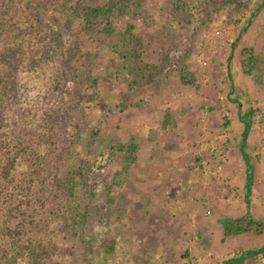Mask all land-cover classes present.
I'll return each mask as SVG.
<instances>
[{
  "label": "rangeland",
  "instance_id": "374dc122",
  "mask_svg": "<svg viewBox=\"0 0 264 264\" xmlns=\"http://www.w3.org/2000/svg\"><path fill=\"white\" fill-rule=\"evenodd\" d=\"M246 1L249 8L233 15L213 0H148L134 19L141 54H128L122 36L102 34L84 65V52L54 42L38 67L18 68V93L0 86V129L13 153L53 117L60 122L56 145L40 149L53 162L45 171L50 177L34 186L20 219L25 235L48 247L45 264H220L264 246V228L225 237L222 223L248 213L246 198L251 217L264 220V1ZM83 2L97 7L108 0ZM116 14L123 25L129 21ZM248 49L257 62L251 74L245 72ZM164 133L178 138L168 150L193 174L169 175L160 145L148 151ZM26 158L19 160L18 177L29 169ZM154 165L159 171L151 174ZM167 183L205 190L199 214L213 224L179 223L198 217H183L182 210L167 218L173 216L168 203L158 202ZM226 188L234 194L226 203L229 216L210 202L211 193ZM173 196L182 200L175 189ZM165 248L168 257L159 254ZM248 264H264V252Z\"/></svg>",
  "mask_w": 264,
  "mask_h": 264
},
{
  "label": "trees",
  "instance_id": "16d2710c",
  "mask_svg": "<svg viewBox=\"0 0 264 264\" xmlns=\"http://www.w3.org/2000/svg\"><path fill=\"white\" fill-rule=\"evenodd\" d=\"M147 1L108 0L106 4L95 7L87 5L83 0H0V86L6 92L18 93V68L38 67L54 42L67 49L72 46L77 52H84V65L92 58L93 50L102 44V34L122 36V40L127 42L128 54L132 57L141 54V40L134 34V19L141 16ZM213 3L218 5L219 10L226 9L233 15L249 8L246 0H213ZM262 6L263 2L258 3L252 18H256ZM116 10L129 15V21L125 25L119 22ZM57 13H60L59 18H56ZM5 38L9 41H3ZM3 42L6 43L5 46H2ZM70 51L75 52L72 49ZM246 51L249 69L245 72L251 74L257 63L256 57L252 55L251 49ZM122 56L125 57L123 54ZM86 80L97 83L90 74ZM91 88L92 85L86 94L93 101L94 96L89 94ZM16 101L20 102L18 99ZM56 118L57 116L53 117L52 121L37 130V134L17 153L11 150L6 131L0 129V264H19V260L23 264H45L51 258L44 242L25 235L24 230L28 226L20 219L25 217L21 213L24 203L30 204L29 196L33 193L34 186L39 182H46L50 177L45 171L53 162L48 158L49 151L45 152V156L40 153V149L50 150V147L56 145V124L60 123ZM246 123L244 139L249 130V122ZM229 124L230 121H227L225 126ZM23 155L27 157L29 169L24 177H18L16 171ZM69 180L73 181L71 177ZM19 189L26 190V197L19 195ZM247 202L250 206V201ZM222 223L225 237L250 232L261 233L264 228L262 217L255 219L251 217L250 211L242 217L223 219ZM262 252L264 246L248 249L228 258L223 264H248L252 259L257 260Z\"/></svg>",
  "mask_w": 264,
  "mask_h": 264
},
{
  "label": "crops",
  "instance_id": "0c3cea01",
  "mask_svg": "<svg viewBox=\"0 0 264 264\" xmlns=\"http://www.w3.org/2000/svg\"><path fill=\"white\" fill-rule=\"evenodd\" d=\"M262 10V9H261ZM260 14V13H259ZM231 120H232V124H233V126H237V123H234V120H233V118H231ZM164 123V125H165V127H172V126H174V125H170L169 124V122H166V121H161V123ZM164 135V136H163ZM162 138H161V140H160V142L158 141V140H153L152 139V141H151V143H150V145H151V147H150V149H148V151H150V150H155L154 148L156 147V145H160V147L162 148V149H158V150H160L159 151V153H160V157H161V160H163V162H162V164H161V166H163V168L164 169H166V172H168V174L169 175H174V176H176L177 177V175H179V174H193L192 173V171H191V169H189L188 167H185V166H183V165H179L178 164V160H176V156H178V153L176 154L175 152H174V150L173 151H171L170 152V150H168V148L170 147V145L174 148V143H177V140H178V138L177 137H175V136H173V135H170V133L169 134H162ZM165 148V149H164ZM174 155H176V156H174ZM160 157H158L159 159H160ZM158 158H156V159H158ZM152 166V165H151ZM152 169V171L150 172L151 174H156V173H158V171H159V167L158 168H156L155 167V165H154V167L153 168H150V170ZM197 169H199V168H196V170ZM207 173V172H206ZM169 185V183H167V184H165V186H163V188L165 189V190H167V195L164 193V198H159L158 199V202H160L161 200H164V204H166V203H168V212H170V215H173V214H176V215H179L180 213H181V210L183 211V217L185 216V215H189V216H197L198 215V217H197V219H179L180 221H179V223H186V224H197V223H199L200 221H203V222H206V223H209L210 225H212L213 223H210L209 221H210V219H206V218H204L202 215H200L199 213H200V209H202V204H201V202H203L202 200H201V193L203 192V191H205V190H198L200 187L199 186H197L198 187V189H193L191 192L188 190V189H186V191L184 190V188L182 187V186H179L178 184L176 185V186H174V187H172V186H169V187H167ZM173 189H175V193H178V195H179V198L181 199L182 198V200H179V201H177V199H175V197L173 196ZM227 191H229L228 190V188H226V190L224 189L223 190V192L222 193H220L221 195H215V194H213V193H211L210 194V196H211V198H210V202H211V205L212 206H215L216 208H220V212L221 211H224V212H226V213H224V215L225 216H229L228 214L229 213H232V208L230 209V207L228 208L226 205V203H228L230 200H232L233 199V196H234V194L232 195L231 193H230V195H228V193H227ZM201 192V193H200ZM183 193L184 194H187V193H189V196L187 197H185L184 199H183ZM227 193V194H226ZM166 196V197H165ZM223 196V197H222ZM167 198V199H166ZM246 198V197H245ZM153 199V201H155V198H152ZM235 200V199H234ZM249 199H247L246 200V205H245V209L243 210V212L244 213H246V212H248L249 213V211H250V208H247V205H248V201ZM237 201V200H236ZM174 202H176L175 204L176 205H180V208H179V211L177 212V208L176 207H174L173 206V204H174ZM184 202V203H183ZM162 203V202H161ZM161 203L159 204V206L161 207V206H163V205H161ZM182 203H183V206H182ZM251 203V202H250ZM252 204V203H251ZM251 204H250V206H251ZM175 205V206H176ZM241 206V205H240ZM244 206V205H243ZM249 206V205H248ZM247 209H248V211H247ZM193 210H195V211H193ZM186 212V213H185ZM206 214V212L204 213V215ZM236 214V213H235ZM230 216H232V214H230ZM168 217H171V218H174V215L173 216H167V218ZM182 217V218H183ZM173 219H171L169 222H168V225L170 226V227H173L174 225H173V221H172ZM199 230V229H198ZM208 233H211V231H210V229H209V231H207ZM197 233H199V231H197ZM145 236H147L146 234H145ZM155 247H158V246H155ZM165 251V252H164ZM164 253H159V254H162V255H166L167 257H168V255H169V250H167L166 248L164 249ZM196 251H197V253H201V250H199V249H197L196 248ZM152 252V251H151ZM158 252V250L156 251V253ZM152 253H155L154 251L152 252ZM228 258H226L225 260H227ZM224 260V261H225ZM223 261V262H224ZM223 262L222 263H220V264H223ZM147 264H149V263H147ZM150 264H154V263H150Z\"/></svg>",
  "mask_w": 264,
  "mask_h": 264
}]
</instances>
